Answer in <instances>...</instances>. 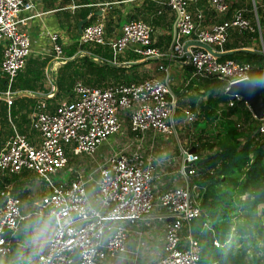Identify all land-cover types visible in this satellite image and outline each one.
I'll return each instance as SVG.
<instances>
[{"label":"built area","instance_id":"built-area-1","mask_svg":"<svg viewBox=\"0 0 264 264\" xmlns=\"http://www.w3.org/2000/svg\"><path fill=\"white\" fill-rule=\"evenodd\" d=\"M191 1L165 0L172 15L171 39L165 51L154 44L152 27L140 19L122 22L110 42L104 38L102 22L85 24L76 43H108L114 54L129 50L140 58L168 56L190 68L189 79L224 81V91L231 83L248 79V63L219 60L193 44L187 45L185 55L183 47L194 40L223 50L215 47L224 44L230 28L238 32L258 28L256 11L253 9L255 25L243 7L233 9L229 18L207 25L203 24L205 8L192 11ZM204 2L217 16L229 8L228 0ZM29 7L26 0H0V71L7 79L2 93L7 106L13 93L9 85L29 54V38L19 27L28 18L21 12ZM259 8L264 18V0ZM50 40L53 61L64 59L57 35L52 34ZM157 68L163 71L162 77L102 86L76 81L72 98L57 102L50 110H34L29 120L34 137L12 129L0 146V176L27 171L43 189L23 215L10 184L0 187V257L11 251L10 235L20 221L33 215L49 218L51 231L45 249L30 255L26 264H118L125 253L138 252L127 245L131 235L143 242V226L152 230L159 251L146 264H200L198 242L190 233L189 222L200 212L203 186L198 183L195 163L201 152L195 144L185 147L179 141L173 123L177 98L169 85L168 66L158 63ZM233 98L241 97L233 94ZM196 113L192 108L182 111L186 121L195 119ZM257 119L258 131L264 134V116ZM68 155L81 160L85 156L90 163L80 171L68 168ZM162 164L164 171L159 173ZM155 180L165 182L161 190L154 188ZM202 226L211 230L207 221ZM213 244L218 242L213 239Z\"/></svg>","mask_w":264,"mask_h":264},{"label":"trees","instance_id":"trees-1","mask_svg":"<svg viewBox=\"0 0 264 264\" xmlns=\"http://www.w3.org/2000/svg\"><path fill=\"white\" fill-rule=\"evenodd\" d=\"M258 10L260 11L256 7L264 48V22H262L264 20L259 19ZM158 11L160 12V9ZM80 15L85 16L83 13ZM93 18L94 13L84 24H88ZM234 33L235 41L230 43L226 39L224 44L215 48L223 50L238 48L239 45L236 42L238 39L258 37L256 31L236 32L234 30ZM245 46L248 45H240V47ZM100 48L102 47L91 48L86 44L77 46L76 43H72L63 49L62 55L69 57L77 50L106 56L107 53L100 51ZM130 57L138 58L135 55H129L127 59ZM218 59H232L236 62L248 63V79L251 83L262 87L261 94L264 97L263 56L237 49L229 54L219 56ZM47 60L43 59L40 62L31 60L32 64L22 72H18L13 78L9 90L35 91L38 89L36 83L39 84L44 78L42 68ZM186 69L190 70L189 67ZM111 71L117 70L96 63L85 55L68 61L56 70L57 91L50 99L43 100L46 108L48 110L52 108L48 103L55 97L72 98L71 87L75 80L80 79L86 85H98L105 73L108 74ZM224 85V81L209 77L198 81L190 79L185 86V89L192 88L195 92L188 100L190 106L195 103L197 95L205 96L203 101L198 102L202 120L201 122L193 121L194 127L198 130L194 129L199 133L197 137L199 146L206 149V153H201L195 163L199 174L198 183L203 186V192L199 200L200 212L190 220L189 230L198 242L200 264H264V207L259 209L263 219L256 214L257 206L264 204V134L258 131L257 127L260 121L252 117L251 111L242 98H233L231 105H227L229 96L224 91ZM5 90L6 77L0 73V94ZM34 101L33 97H22L20 94L16 96L8 109L9 119L17 115V111L24 108L27 103L32 107ZM26 115L27 112L21 115L23 122L27 119ZM215 120L217 129L209 131L206 136L208 138L201 137V134L205 136L203 133L205 125H210ZM5 124L9 125V121L5 102H2L0 98V146L3 143ZM200 148L196 143L195 149L199 151ZM21 174L30 175L27 171H22ZM17 176L12 175L10 178L0 176V187L11 181L13 195L19 198L17 191L20 189V184L15 180ZM239 209L245 211L247 216L244 218V222H236L233 225V220L238 218ZM204 221L208 222L211 230L202 226ZM213 239L218 242L217 246L213 244ZM257 241H260V244ZM250 244L252 245V256L248 257L247 252ZM256 252H259L258 256Z\"/></svg>","mask_w":264,"mask_h":264},{"label":"crops","instance_id":"crops-1","mask_svg":"<svg viewBox=\"0 0 264 264\" xmlns=\"http://www.w3.org/2000/svg\"><path fill=\"white\" fill-rule=\"evenodd\" d=\"M26 1L29 3L30 7L25 9L23 12H21V16L23 17L27 16L28 18H26L19 25V27L27 34L29 38V54L27 55L22 68L18 72H22L23 69L29 67L32 64L31 60L35 62H40L43 59H48V60L45 62L42 68L43 69L42 71L44 73V78L40 81L39 84L36 83L38 89H36L35 91L27 90V89L10 90L13 92L11 94L12 100L15 99L16 96L20 94L22 97H33L35 98V101L32 107L31 104L27 103L24 108L18 110L17 115L12 117V119H9V112H8L11 103L8 106L5 103L6 114L9 121V125L8 124L4 125L5 127L3 128V141L6 140L7 136L12 132L13 128H15L17 131L21 133L27 134L28 136L31 137L35 136L33 130L30 128L29 125V120L32 113L34 112V110L38 109V107H40V109L41 108L47 109L46 104L43 102V100L46 98L50 99L57 91V84L56 81L54 80L57 68L67 63L68 62L67 59L69 57L71 58V56H74V58H76L78 56L76 55V53L79 51L76 50V52L71 56L64 57L65 59L64 61L59 60L58 62L57 61L54 62L53 61L54 54L51 48V40H50V36L52 34L57 35V42L61 45V49L63 51V49L69 47L72 43H76V39L79 36V33H77V29H76V22L79 19H85V21L82 24L83 26L85 25L84 23L87 21V19L90 16L92 17V14L94 13V18L89 23L92 22L103 23L104 38L106 41L110 42L118 35L120 25L125 20L140 19L147 22L152 27L151 37L152 40L154 41V44H156L160 49L164 51L168 49L170 44L172 15L165 4V0H26ZM228 1H229V8L227 12L225 14H219L218 16L212 14L210 11H208V9H206L204 0H192L189 4V9L193 11L194 9L199 7L203 9L205 8V19L203 24L208 25L214 20L229 18L233 9L238 7H243L245 9L244 10L245 14L250 19V22L253 23V25H255V16L253 13V9L256 11V7L259 8L260 0H249L248 3H246L245 5L243 0H228ZM159 9L160 12L158 11ZM80 13H83L85 16L82 17ZM256 19L258 23V28L255 27L253 31L257 32L258 38L255 39L253 36H251L249 38L245 37L244 39L241 40L238 39L236 41L237 44L239 45L238 48H241L240 45H248L245 47L255 50H260L261 48H263L262 39L260 38V26L257 15H256ZM227 36H228L227 41H229L230 43L235 41L233 38L236 35L234 33L233 28H230L228 30ZM241 42H245L247 44L245 43L242 44ZM254 45H258V47ZM95 46H101L102 48H100V51H105L107 55L106 56H104V54L99 55L98 53L90 54L89 52L86 51L85 52L82 51V52L86 54L85 56L89 57L91 60L93 59V61H95L96 63L102 65L104 64L105 66L111 68H116L117 71H111L108 74L105 73L103 79L99 81L100 83L98 85H93V86H102L109 82H130V81L139 80L147 76L162 77L163 71L157 68V64L165 63L168 66L170 63H172V66L175 69L180 70L182 75L180 77H175V80H173V77H170V83L176 85L175 89L178 91L179 94H183L182 92L183 90H193L192 88L185 89L187 82L190 80L189 71L188 69H186V67L188 66L179 64L171 57L163 56L159 60L150 59V58H140L129 50H125L121 53L114 54L111 46L108 43L103 45H93L90 47L92 48ZM1 51L2 48L0 45V59L2 57ZM129 55H135L138 58L133 59L130 57L127 59ZM93 57H97L98 60H96ZM33 64L35 66V63ZM153 64H155L154 68L152 66ZM0 73L5 77V75L1 71ZM168 73H169V68H168ZM49 77L53 78V82H50ZM76 81L81 82L80 79L75 80V82ZM6 86H7V79H6ZM191 96L193 95H189V99ZM0 98L2 102H5V97L2 94H0ZM56 103L57 101L53 99L48 104H50L53 107ZM184 108H191V106L190 105L185 106ZM184 108H181V110L179 111V116H182L183 119L184 117L182 111ZM25 109L27 110L26 111L27 119L23 122L21 119V115L23 113H26ZM199 151L201 152V150ZM72 158L76 159V161H80L82 168L85 167L86 164L90 163V159L85 156L81 157L82 160L77 157H72ZM157 170L159 173L163 172L164 171L163 164L160 165L157 168ZM12 175H18L17 178H15V180L19 182L20 189L25 185L24 183L28 181V179L30 178L29 176H32L31 173L30 175L29 174L20 175V173H17V174L6 175L4 177L10 178ZM27 176L29 178L26 180ZM33 178L37 179L34 175ZM6 183L10 184L11 186L10 191L13 194L12 182L9 181ZM164 184L165 182L163 184H159L158 181L155 180L154 188L157 190H161V186H163ZM38 187H39L38 190L40 195L43 189L42 183ZM33 202H31V204ZM260 206H264V204ZM25 209L26 206L20 200V211L23 215L27 213V209L26 210ZM33 217L35 216L33 215H30L29 217L25 216L20 221L15 232L12 235H10V239L12 242L11 251L9 252L8 255L4 257H0V262H4L6 264H26L27 258L30 257V255L45 249L46 247L45 241L50 235L51 226L50 228L47 227L44 236L41 235V233L37 232L38 230L36 226L37 221L31 224L29 230H25L24 229L25 226H27L33 220ZM36 217L39 218L41 216H36ZM142 230L145 231L146 233L143 242L142 243L138 242L137 237L135 235H131L129 237V243L127 245L128 248L131 249L136 248L138 252L136 254L125 253L123 257L120 258L118 264H146L154 260L159 255L158 244L156 243V241L152 236V230L145 226L142 227ZM144 249L147 251H145ZM30 251L32 252L30 253Z\"/></svg>","mask_w":264,"mask_h":264},{"label":"rangeland","instance_id":"rangeland-1","mask_svg":"<svg viewBox=\"0 0 264 264\" xmlns=\"http://www.w3.org/2000/svg\"><path fill=\"white\" fill-rule=\"evenodd\" d=\"M248 1L249 0H243L244 5L246 3H248ZM256 3H257V1H256ZM259 19H263L262 16L260 15V11H259ZM253 21H254V18H253ZM257 38H255V39H257ZM260 38L262 39L261 35H260ZM212 46H214V45H212ZM254 46L258 47V45H254ZM81 53H83V52H77L76 53V55H78L77 57L82 56ZM93 58L98 60L97 57H93ZM64 60L65 59H63L61 61H64ZM56 61H59V60H56ZM152 66L154 68L155 64H153ZM168 68H169V84H170V87H171V90H172L173 94L177 98V108H176L175 114L173 115V123H174L175 129H176V133H177L178 139L180 140L181 144L183 146H185V147H188L191 144H196L197 143L198 148H200L199 142L197 141V139H198L197 137L199 136V133L195 130L197 128L194 127L193 121L195 120L197 122H201V120H202V116L199 114L198 102L199 101H203V99H205V96L197 95L195 103L193 104V106H191V108L194 111H197L196 117H195V119H193L191 121H185L182 118V116H179V111L181 110V108H184L185 106H189V104H188L189 95H194L195 92H194V90H183L182 91L183 94H179L178 91L175 89L176 85L170 83V77H173V80H175V77H180L182 74H181L180 70H177V69H175L172 66V63H170L168 65ZM48 74H49V72H48ZM49 79H50V82H53V78L52 77H49ZM191 80H196V79H191ZM48 85H49V83H48ZM54 99L57 102H60L62 100H65L66 96H60L59 98L55 97ZM51 100H53V99H51ZM216 122L217 121L215 120L210 125H205V129L203 130L204 131L203 133L205 134V136L203 134H201L200 136L205 138L206 136H208L209 131L216 130L217 129ZM262 122L264 123V121H262ZM212 126H213V128H212ZM206 138H208V137H206ZM103 145H105V144L103 143L102 146ZM200 150H201L202 154L206 153L205 152L206 149L200 148ZM67 167L68 168L72 167L73 169H78V171H80L81 168H82L80 161H76V159L70 157L69 155H68ZM29 177L28 176L26 177V180L29 178L28 181H26V183H24L25 185L21 189H19V191H18L19 200H21V202H23V204L26 206L27 211L31 207L30 206L31 202L37 200V198L39 197V190H38L39 187L38 186L41 185V183L37 179H34L33 176H29ZM241 197H243V196H241ZM260 205H262V204H259L257 206V208H256V214L260 215V218L263 219L262 215L259 213V209L261 207H264V206H260ZM238 214H239L238 218L233 220V225L236 222H239V223L240 222H244V218L247 216V214H245V211L240 210V209L238 210ZM35 221H37V223H36V226H37V229H38L37 232L41 233V235L44 236L45 235V230L47 229V227L50 228V226H51V221L47 217L41 216V217L37 218L35 216V217H33V220L30 223L32 224ZM29 224L27 226H25V228H24L25 230H29L30 229ZM39 236H40V234H39ZM257 243L260 244V241H257ZM249 246H250V248H248V252H247V254H249L248 257L252 256V250H251L252 249V245L250 244ZM31 252L32 251H30V253ZM256 253H257L256 255L258 256L259 252H256Z\"/></svg>","mask_w":264,"mask_h":264},{"label":"water","instance_id":"water-1","mask_svg":"<svg viewBox=\"0 0 264 264\" xmlns=\"http://www.w3.org/2000/svg\"><path fill=\"white\" fill-rule=\"evenodd\" d=\"M84 21H85V19H79L76 22L77 33L81 32V27H82V24ZM189 44L200 46L216 57H219V56H222L225 54H229V53L233 52L234 50L239 49L243 52H247L250 54L261 55L264 58V49L263 48H261L260 50H255V49H251L248 47L231 48V49H225V50H213L207 44L201 43L199 41H194V40H191V41H188V43H185V45L183 47L185 55H187V53H188L186 47ZM81 54L86 55V54H84V52ZM73 58H74V56H71V58L69 57L67 59V61H70ZM261 90H262L261 86H258V85L251 83L249 79H244V80H239V81L231 83L228 86V88L226 89L225 93L229 96V99L232 98L233 94L240 95V97L249 106L253 115L257 118H261L262 116H264V97L261 94ZM189 151H194V147H190Z\"/></svg>","mask_w":264,"mask_h":264}]
</instances>
